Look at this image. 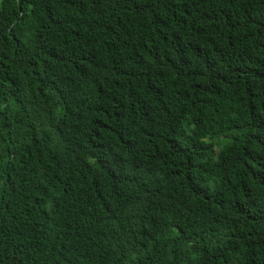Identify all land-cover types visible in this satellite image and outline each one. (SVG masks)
Returning <instances> with one entry per match:
<instances>
[{
  "label": "trees",
  "instance_id": "trees-1",
  "mask_svg": "<svg viewBox=\"0 0 264 264\" xmlns=\"http://www.w3.org/2000/svg\"><path fill=\"white\" fill-rule=\"evenodd\" d=\"M0 264H264V0H0Z\"/></svg>",
  "mask_w": 264,
  "mask_h": 264
}]
</instances>
